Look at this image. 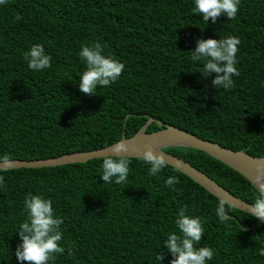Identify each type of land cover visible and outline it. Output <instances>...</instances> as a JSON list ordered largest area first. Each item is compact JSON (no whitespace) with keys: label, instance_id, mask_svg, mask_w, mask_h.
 <instances>
[{"label":"trees","instance_id":"obj_1","mask_svg":"<svg viewBox=\"0 0 264 264\" xmlns=\"http://www.w3.org/2000/svg\"><path fill=\"white\" fill-rule=\"evenodd\" d=\"M193 7L194 0H7L0 5V161L102 148L132 136L149 117L264 156V0H240L235 19L220 16L207 24ZM228 36L241 40L240 75L225 91L212 85L215 73H200L203 63L193 62L191 51L199 39ZM94 43L125 68L119 80L87 96L78 87L86 70L79 53ZM34 44L52 57L51 68H28L24 53ZM160 128L151 122L147 131ZM164 150L254 202L258 190L221 161L188 147ZM129 159L123 184L102 180L103 158L0 171L5 177L0 264H21L15 256L22 242L17 231L27 220L23 202L29 194L50 199L64 221L65 252L50 264H170L173 257L163 242L170 233L180 235L175 219L185 205L187 215L203 221L197 247L214 249L207 264H264L259 254L264 223L225 203L231 219L221 223L220 201L204 187L171 165L150 176L141 158ZM169 176L180 183L167 187Z\"/></svg>","mask_w":264,"mask_h":264},{"label":"clouds","instance_id":"obj_2","mask_svg":"<svg viewBox=\"0 0 264 264\" xmlns=\"http://www.w3.org/2000/svg\"><path fill=\"white\" fill-rule=\"evenodd\" d=\"M7 0H0V5ZM240 0H194L192 12L202 17L207 24L209 20L215 23L220 16H226L233 20L239 11ZM20 19V17H17ZM241 40L239 36H228L223 39H199L194 51H191L193 62L203 63L200 72L207 77L215 73L212 85L216 89L225 91L235 87L233 77H238L240 72L237 65V53ZM81 60L86 65V70L80 75L79 91L87 96L95 95L97 87H107L120 79L125 65L111 55H105V47L100 43L90 46H82L79 53ZM27 66L33 71H43L52 67V57L45 52L41 44H34L24 53ZM111 155L105 156L102 162V180L105 183L123 184L128 180L130 172V159L122 155L127 148L124 143H119L111 149ZM2 159L7 160L8 157ZM141 159L149 165L148 174L156 176L167 166V160L162 153L154 152L148 146L143 152ZM8 169H0L6 171ZM259 188L256 198L251 205L250 214L259 223H264V177L258 178ZM5 183V177L0 175V186ZM177 176H169L165 184L169 188L179 184ZM24 208L27 212V220L19 225L18 235L22 241L17 245L15 256L21 264H50L57 259V254H64L65 247L61 246L63 219L55 215L52 201L41 195L29 194L24 200ZM187 205L179 210L175 219L176 228L180 235L170 233L163 242L164 248L172 255L170 264H207L213 259L214 249L203 246L197 247L205 230L203 221L198 216L187 215ZM224 202L216 209V215L221 223L231 219L226 215ZM246 229H241L244 231ZM68 254L73 250L68 248ZM259 254L264 256V248ZM157 259L161 262L163 256L158 254Z\"/></svg>","mask_w":264,"mask_h":264},{"label":"water","instance_id":"obj_3","mask_svg":"<svg viewBox=\"0 0 264 264\" xmlns=\"http://www.w3.org/2000/svg\"><path fill=\"white\" fill-rule=\"evenodd\" d=\"M151 122L157 123L159 126H162V128L154 131H147L148 125ZM119 143L125 144L127 151L121 154L129 158H141L146 148L151 146L154 152L162 153L165 156L168 165L178 169L194 182L204 187L208 192L216 196L220 203L224 202L231 207L248 213H250L249 211L252 203L232 194L195 166L164 149L173 146H181L203 151L240 173L250 181L257 190L259 188L258 178L264 177V156H256L243 150L227 148L218 142L203 139L182 128L163 123L161 120L152 117H149L132 136H123L119 141L108 146L34 160H1L0 169H15L21 167L40 168L61 166L71 163H85L91 159L104 158L105 156L113 154L111 149Z\"/></svg>","mask_w":264,"mask_h":264}]
</instances>
